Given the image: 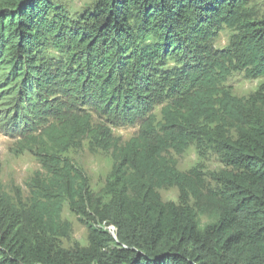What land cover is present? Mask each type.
<instances>
[{"label":"trees","instance_id":"16d2710c","mask_svg":"<svg viewBox=\"0 0 264 264\" xmlns=\"http://www.w3.org/2000/svg\"><path fill=\"white\" fill-rule=\"evenodd\" d=\"M244 6L0 0V121L40 166L25 205L0 199V264H264V83L248 97L226 85L264 78V19ZM123 125L139 127L124 142ZM82 144L111 160L99 193L66 156ZM191 145L223 165L206 223L203 179L175 159ZM168 187L178 204L162 200ZM65 202L116 237L92 226L94 248L62 249Z\"/></svg>","mask_w":264,"mask_h":264},{"label":"rangeland","instance_id":"374dc122","mask_svg":"<svg viewBox=\"0 0 264 264\" xmlns=\"http://www.w3.org/2000/svg\"><path fill=\"white\" fill-rule=\"evenodd\" d=\"M56 1L62 2V5H65L71 13L82 10V8L92 2V0ZM244 2L245 12L251 20L264 19V0H244ZM229 35L230 31L228 29H221L216 47H224L228 42ZM262 83H264V78L247 80L242 74H235L229 78L226 85L232 88L234 95L248 97ZM2 123L3 121H0V199L7 203L12 201L13 203L25 205L29 199L27 191L29 178L35 171L39 170L40 166L30 153L20 152L17 149V139L14 138L13 134H9V127ZM138 128L135 125L114 127L113 135L124 142L135 136L139 130ZM66 156L83 172L91 191L99 193L112 167L109 155L101 151L92 152L87 148V144H82L77 150H69ZM175 159L179 171L189 174L192 169L198 174L199 178L203 179L204 184L202 185V189H200L202 200L198 204L202 205V209H204V214L201 217L202 223L208 222L214 212L208 208L206 197L210 192L206 188L215 187L212 177L223 168V165L218 157L210 153H199L194 145H191L182 155L175 156ZM159 194L164 201L177 204L180 202L177 187L163 188L159 190ZM190 202L193 205L196 203L197 209L200 208L196 200L190 198ZM198 211L200 212L201 210ZM89 216L86 214H75L66 202L62 205L61 223L63 228L60 230V236H58L56 241L62 249L71 250L73 253H76L94 248L93 241H91L93 239L91 227H97L105 232L107 230L104 228L105 222H96L92 215ZM116 234L117 231L115 237Z\"/></svg>","mask_w":264,"mask_h":264},{"label":"bare ground","instance_id":"6f19581e","mask_svg":"<svg viewBox=\"0 0 264 264\" xmlns=\"http://www.w3.org/2000/svg\"><path fill=\"white\" fill-rule=\"evenodd\" d=\"M107 230L113 237L115 236V227L113 225H108Z\"/></svg>","mask_w":264,"mask_h":264},{"label":"clouds","instance_id":"9594fccd","mask_svg":"<svg viewBox=\"0 0 264 264\" xmlns=\"http://www.w3.org/2000/svg\"><path fill=\"white\" fill-rule=\"evenodd\" d=\"M248 80V79H247ZM227 86H229V85H227ZM230 87V86H229ZM231 90H232V88H231Z\"/></svg>","mask_w":264,"mask_h":264}]
</instances>
